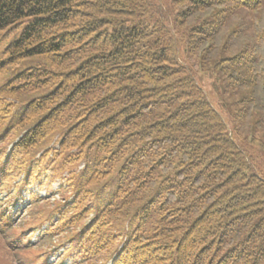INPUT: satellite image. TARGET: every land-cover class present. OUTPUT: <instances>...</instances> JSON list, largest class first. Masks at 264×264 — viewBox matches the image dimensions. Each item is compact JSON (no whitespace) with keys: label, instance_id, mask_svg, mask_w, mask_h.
<instances>
[{"label":"trees","instance_id":"obj_1","mask_svg":"<svg viewBox=\"0 0 264 264\" xmlns=\"http://www.w3.org/2000/svg\"><path fill=\"white\" fill-rule=\"evenodd\" d=\"M24 21L0 57L5 245L49 221L76 264H264V176L237 140L264 150V0H0V33ZM81 162L73 199L17 229L20 191Z\"/></svg>","mask_w":264,"mask_h":264},{"label":"rangeland","instance_id":"obj_2","mask_svg":"<svg viewBox=\"0 0 264 264\" xmlns=\"http://www.w3.org/2000/svg\"><path fill=\"white\" fill-rule=\"evenodd\" d=\"M26 21V20H25ZM25 21L22 22L18 27L13 28L7 32L0 33V57L2 50L7 43L18 37ZM189 63L193 70H196V66L191 64V61L185 59ZM29 64V61H25L19 64L10 74L22 69ZM5 80V79H4ZM206 80V79H205ZM206 88L208 90L209 98L211 102L217 106L216 98L210 90L207 81ZM227 120V118H226ZM237 140L243 150H245L250 156L253 157V164L257 167L258 171L264 176V150H261L258 146L251 144L248 140L243 138V135H238ZM54 141L52 142V144ZM84 163L81 162L74 168H66L61 170L53 171L50 168H46L43 171L39 181L31 184L30 187H24L15 199L9 203L8 208L12 211L14 216V226L19 229L26 227L32 220L33 212H40L44 208H52L57 202H64L65 200L73 199V195L68 189V180L71 174L80 172ZM117 180V168L115 167L109 180L104 184L103 187L99 188L94 197L91 200L93 206L98 207L105 204L113 193ZM13 188V187H12ZM0 189V200L5 199L9 193L14 191L13 189ZM31 193H35L39 197V202L32 206ZM43 197V199H41ZM49 221L43 222L40 229L32 234V244L27 245L24 249L9 248L5 245L4 240L0 237V264H43L45 258V249L51 247L55 249L47 257V264H58L62 258L60 264H76L75 255L65 254V250L69 247L67 241L68 232H63L55 235L52 238L51 244L48 242H42L40 239V230L47 228ZM41 243V244H40ZM59 244V245H58Z\"/></svg>","mask_w":264,"mask_h":264}]
</instances>
